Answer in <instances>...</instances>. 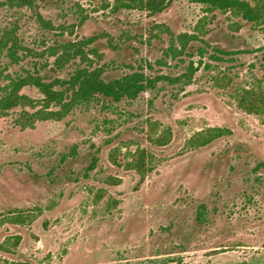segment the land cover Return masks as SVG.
Returning a JSON list of instances; mask_svg holds the SVG:
<instances>
[{
  "label": "rangeland",
  "instance_id": "obj_1",
  "mask_svg": "<svg viewBox=\"0 0 264 264\" xmlns=\"http://www.w3.org/2000/svg\"><path fill=\"white\" fill-rule=\"evenodd\" d=\"M113 6L0 3V95L45 63L40 74L67 79L80 62L53 71L47 48L92 37L85 50L107 78H159L134 100L98 98L32 125L21 115L42 96L21 91L35 108L0 116V264H264V114L238 103L264 97V22L186 0L154 16ZM5 30L22 47L17 64ZM207 128L229 134L191 147ZM140 157L143 174L130 166Z\"/></svg>",
  "mask_w": 264,
  "mask_h": 264
},
{
  "label": "trees",
  "instance_id": "obj_2",
  "mask_svg": "<svg viewBox=\"0 0 264 264\" xmlns=\"http://www.w3.org/2000/svg\"><path fill=\"white\" fill-rule=\"evenodd\" d=\"M114 10H131L143 12L148 16H154L164 11L170 0H113ZM190 4L204 7L205 12L219 11L228 12L238 17L243 22L259 24L264 22V0H253L249 3L246 0H186ZM2 5L9 7L31 6L33 0H0ZM41 20V19H40ZM183 37L180 36L181 41ZM2 39L6 49V54L13 64H17L21 59L17 54L22 47L19 45L17 37L12 30H5ZM94 38H88L77 42L61 41L48 47L47 57L52 58L51 66L53 71L63 70L70 62L78 60V65L67 79L48 78L39 71L45 70L48 64L26 72L22 76L9 78L8 83L0 95V116H4L8 111L15 108H35V101L23 94V89H34L39 92L42 108L33 113L23 112L22 121L32 125L35 120H61L73 108L86 105L90 102L102 98L111 102L121 100H134L145 91L151 90L159 78L150 79L142 73L133 72L112 79L104 75L102 66L92 65L88 58L89 54L96 55L94 48L85 50ZM9 44L8 46L5 45ZM88 52V53H87ZM43 54V53H41ZM51 69V70H52ZM192 73L186 78V83L191 80ZM162 79V78H160ZM238 103L243 105L247 112L253 114H264V97L252 92H246L245 96L238 99ZM50 107H57V110H48ZM21 122V121H20ZM20 126L23 127L22 123ZM229 134L225 129L207 128L195 133L188 139L191 147H204L222 136ZM168 141V137L163 135L155 139L158 146H163ZM131 168L143 174L145 162L143 158L131 161ZM240 264H248L242 262Z\"/></svg>",
  "mask_w": 264,
  "mask_h": 264
}]
</instances>
